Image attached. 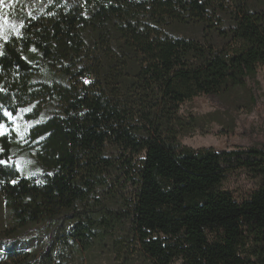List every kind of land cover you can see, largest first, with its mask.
<instances>
[{
	"label": "trees",
	"instance_id": "trees-1",
	"mask_svg": "<svg viewBox=\"0 0 264 264\" xmlns=\"http://www.w3.org/2000/svg\"><path fill=\"white\" fill-rule=\"evenodd\" d=\"M7 2L0 264H264V149L180 143L218 121L186 102L257 106L264 0ZM236 172L243 201L223 189Z\"/></svg>",
	"mask_w": 264,
	"mask_h": 264
},
{
	"label": "rangeland",
	"instance_id": "rangeland-1",
	"mask_svg": "<svg viewBox=\"0 0 264 264\" xmlns=\"http://www.w3.org/2000/svg\"><path fill=\"white\" fill-rule=\"evenodd\" d=\"M31 0H8L9 16L16 17L21 11L29 8ZM177 33L188 36H201L198 29L179 28ZM257 79L261 87V98L251 112L238 110L230 104L215 100L210 101L206 96H199L182 105L180 114L183 117L195 115L204 117L216 114L217 122L201 123L200 128L193 134L180 139L182 146L198 151L213 149L217 152L231 149H264V66L258 69ZM255 188L254 181L245 172H236L228 176L223 189L233 195L238 201L247 199ZM5 208L0 201V223L5 218ZM90 264H119L115 257L95 254ZM180 264V263H178Z\"/></svg>",
	"mask_w": 264,
	"mask_h": 264
},
{
	"label": "snow or ice",
	"instance_id": "snow-or-ice-1",
	"mask_svg": "<svg viewBox=\"0 0 264 264\" xmlns=\"http://www.w3.org/2000/svg\"><path fill=\"white\" fill-rule=\"evenodd\" d=\"M0 163H4L3 161H0Z\"/></svg>",
	"mask_w": 264,
	"mask_h": 264
}]
</instances>
